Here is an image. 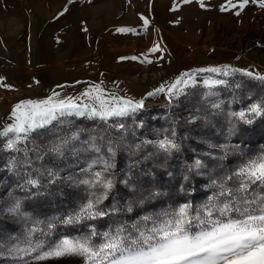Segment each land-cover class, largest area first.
<instances>
[{
	"label": "trees",
	"instance_id": "1",
	"mask_svg": "<svg viewBox=\"0 0 264 264\" xmlns=\"http://www.w3.org/2000/svg\"><path fill=\"white\" fill-rule=\"evenodd\" d=\"M221 79L226 83L213 88L202 83L187 86L169 105L144 107L110 118L107 124L76 116L64 118L71 123L53 121L17 145L29 149L27 154L7 149L6 139L0 137V264H25L34 259L35 253L9 252L27 248V241L42 243L46 251L48 245L63 238L84 237L94 230L98 235L92 240L99 244L105 232L119 227L126 228L124 235L137 236V227H153L152 220L145 221L144 217L166 218L165 213L182 205L191 206V216L203 215L204 206L219 191L213 181L218 184L249 158L264 153V115L252 124L232 115L264 98V82L231 71ZM213 104L220 106L213 108ZM80 129L79 139L62 155L47 151L58 137ZM173 129L177 150L169 154L154 146L152 142L172 138ZM91 136L96 137L99 151L90 147ZM37 146L39 150L33 151ZM197 160L201 162L198 167L194 166ZM106 163L112 165L107 171ZM49 172L56 175L54 182H50ZM96 172L113 182L98 205L107 215L76 224L61 223L104 192L99 184L80 183L94 180ZM28 179L39 183L32 186L26 183ZM259 191L250 190V197ZM17 201L19 211L9 212ZM217 217L214 213L213 218ZM49 223L54 224L51 230ZM197 224L193 221V230H198Z\"/></svg>",
	"mask_w": 264,
	"mask_h": 264
},
{
	"label": "rangeland",
	"instance_id": "2",
	"mask_svg": "<svg viewBox=\"0 0 264 264\" xmlns=\"http://www.w3.org/2000/svg\"><path fill=\"white\" fill-rule=\"evenodd\" d=\"M241 4L243 0H0V130L13 122L15 104L47 98L66 84L80 89L78 102L94 103L81 94L95 95L99 88L105 99L114 94L143 100L144 108L171 104L177 97L170 103L164 93H148L182 73L193 74L188 86L226 77L199 69L237 67L264 75V0ZM121 28L132 31H117ZM153 47L158 51H150ZM211 52L233 58L229 64L209 65L205 58ZM82 262L81 256L66 255L27 264Z\"/></svg>",
	"mask_w": 264,
	"mask_h": 264
},
{
	"label": "snow or ice",
	"instance_id": "3",
	"mask_svg": "<svg viewBox=\"0 0 264 264\" xmlns=\"http://www.w3.org/2000/svg\"><path fill=\"white\" fill-rule=\"evenodd\" d=\"M246 3L248 0H243V4ZM243 4L240 6L243 7ZM144 23L147 24V20ZM117 31L129 32L132 29L121 28ZM150 51H158V47H153ZM196 71L222 73L225 76L230 74L227 67ZM231 72H243L246 76L264 82V75L241 69H231ZM192 76L193 74L190 73H182L174 82L162 84L148 95L164 93L171 103L173 98L183 94L181 85L188 86L194 83ZM224 83H226L224 80L204 81L206 86ZM95 91L97 93L95 95L91 91L81 94L94 103L78 102L76 97H60L57 92H53L51 96L44 99L18 102L11 111L13 122L0 130V137L10 135L12 137L7 140L5 147L27 154L29 149L19 148L17 145L30 140L33 132L47 129L53 121L71 123L64 118L76 116L99 119L107 124L110 118L127 116L144 106L143 100L133 101L116 97L114 94L111 99H105L99 88ZM219 106V104L212 105L213 108H219ZM232 115L245 124H252L255 118L264 115V98L251 103L246 110L232 113ZM116 126L124 127L122 124ZM80 131L83 129L73 132L70 136L58 137L47 146V151L62 155L73 141L79 139ZM90 140L92 141L90 147L99 151L100 149L95 145L96 137L91 136ZM152 143L169 154L179 148L175 142L174 129L172 138L166 136ZM38 150L39 146L33 149V151ZM76 150L72 149V151ZM109 151H113L111 146ZM200 163L197 160L194 166L198 167ZM111 166L106 163L104 170L107 171ZM49 176L52 177L50 182H54L57 178L52 172H49ZM94 176V180L85 179L80 183L99 184L104 192L82 204L76 213L61 219V223L76 224L83 220L107 215L98 205L107 197L113 182L111 179H102L100 172H96ZM26 183L36 186L39 181L28 179ZM213 184L217 185L219 191L210 197L209 204L202 210L203 215L191 216L189 214L191 206L186 204L177 210L165 213L166 218L144 217L145 221L152 220L153 227L150 229L137 227L139 232L137 236L124 235L126 228L119 227L114 232H105L102 242L97 244L92 240L93 236L98 235L93 230L84 237L63 238L53 245H48L46 251L42 250V243L37 242L33 245L31 241H27V248H13L9 252H22L24 255L35 253V261L77 255L84 259L85 264H264V153L249 158L231 175L223 178L218 184L217 181H213ZM257 188L260 189L259 193L250 197V190L255 192ZM19 209L20 204L17 201L8 211L18 212ZM128 210L131 211V208L129 207ZM214 213H218L217 218H213ZM193 221H198L196 225L198 230H193ZM47 227L51 230L54 224L49 223ZM36 230L38 229H33V231ZM25 264H27L26 261Z\"/></svg>",
	"mask_w": 264,
	"mask_h": 264
},
{
	"label": "crops",
	"instance_id": "4",
	"mask_svg": "<svg viewBox=\"0 0 264 264\" xmlns=\"http://www.w3.org/2000/svg\"><path fill=\"white\" fill-rule=\"evenodd\" d=\"M231 54H222L220 55V52L213 53L211 52L207 57L205 58V63L209 65H216V64H229L232 60ZM80 89L75 85H63L60 88H57L53 92L59 93L60 97H76L77 92ZM53 94V93H52Z\"/></svg>",
	"mask_w": 264,
	"mask_h": 264
}]
</instances>
